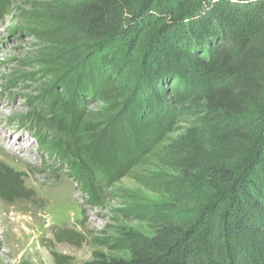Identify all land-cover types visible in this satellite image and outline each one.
<instances>
[{"label": "trees", "instance_id": "trees-1", "mask_svg": "<svg viewBox=\"0 0 264 264\" xmlns=\"http://www.w3.org/2000/svg\"><path fill=\"white\" fill-rule=\"evenodd\" d=\"M48 19L53 71L117 114L125 148L138 129L140 152L99 164L110 180L170 153L169 200L140 211L153 235L86 264H264V0H61ZM28 196L0 161V197Z\"/></svg>", "mask_w": 264, "mask_h": 264}, {"label": "rangeland", "instance_id": "rangeland-1", "mask_svg": "<svg viewBox=\"0 0 264 264\" xmlns=\"http://www.w3.org/2000/svg\"><path fill=\"white\" fill-rule=\"evenodd\" d=\"M60 1L0 0V161L29 190L11 203L0 197V264H57L54 254L66 264L98 253L127 259L129 233L153 235L140 211L169 200L156 187L170 172L165 143L143 150L119 180L99 166L140 152L138 129L125 148L117 114L48 64L49 43L59 39L48 17Z\"/></svg>", "mask_w": 264, "mask_h": 264}, {"label": "bare ground", "instance_id": "bare-ground-1", "mask_svg": "<svg viewBox=\"0 0 264 264\" xmlns=\"http://www.w3.org/2000/svg\"><path fill=\"white\" fill-rule=\"evenodd\" d=\"M0 144H1L2 147H4V145L6 144V143L3 142L2 138H0ZM6 151L9 154H11L12 156H20L21 148L14 147V146H8V147H6ZM23 159L25 161H30L31 158L23 157Z\"/></svg>", "mask_w": 264, "mask_h": 264}]
</instances>
